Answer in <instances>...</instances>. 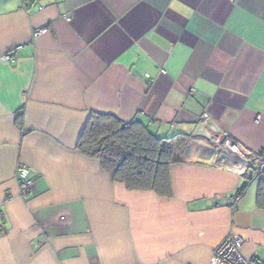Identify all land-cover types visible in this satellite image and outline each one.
I'll return each mask as SVG.
<instances>
[{
    "label": "crops",
    "instance_id": "crops-1",
    "mask_svg": "<svg viewBox=\"0 0 264 264\" xmlns=\"http://www.w3.org/2000/svg\"><path fill=\"white\" fill-rule=\"evenodd\" d=\"M92 112L190 136L171 195L78 148ZM220 131L264 147V0H0V264H213L230 233L264 264V173Z\"/></svg>",
    "mask_w": 264,
    "mask_h": 264
},
{
    "label": "trees",
    "instance_id": "trees-1",
    "mask_svg": "<svg viewBox=\"0 0 264 264\" xmlns=\"http://www.w3.org/2000/svg\"><path fill=\"white\" fill-rule=\"evenodd\" d=\"M189 140L186 134L160 137L141 120L124 122L114 115L92 112L78 148L100 159L112 179L128 189L171 195L169 168L183 161Z\"/></svg>",
    "mask_w": 264,
    "mask_h": 264
},
{
    "label": "built area",
    "instance_id": "built-area-1",
    "mask_svg": "<svg viewBox=\"0 0 264 264\" xmlns=\"http://www.w3.org/2000/svg\"><path fill=\"white\" fill-rule=\"evenodd\" d=\"M38 0H33L37 2ZM29 4L25 3L28 8ZM43 8V6H40ZM48 27H42L33 31L34 35H40L48 32ZM8 60L14 61L15 51H11L5 55ZM143 112V111H142ZM206 117L207 113L204 114ZM219 136L216 137L218 143H223L232 153L240 154L245 159L247 170H253L254 177L264 173V147L257 153L245 154L244 150L239 144L235 143L228 131H220ZM18 181L20 183V191L23 197H27L34 185V178L31 175V170L27 166H21L18 171ZM244 239L239 234L230 233L215 249L213 264H260L258 257H246L242 252Z\"/></svg>",
    "mask_w": 264,
    "mask_h": 264
},
{
    "label": "water",
    "instance_id": "water-1",
    "mask_svg": "<svg viewBox=\"0 0 264 264\" xmlns=\"http://www.w3.org/2000/svg\"><path fill=\"white\" fill-rule=\"evenodd\" d=\"M253 174V170H249V175H252Z\"/></svg>",
    "mask_w": 264,
    "mask_h": 264
}]
</instances>
